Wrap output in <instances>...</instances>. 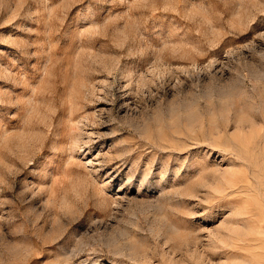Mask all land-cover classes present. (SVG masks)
<instances>
[{"label":"rangeland","instance_id":"rangeland-1","mask_svg":"<svg viewBox=\"0 0 264 264\" xmlns=\"http://www.w3.org/2000/svg\"><path fill=\"white\" fill-rule=\"evenodd\" d=\"M0 264H264V0H0Z\"/></svg>","mask_w":264,"mask_h":264}]
</instances>
